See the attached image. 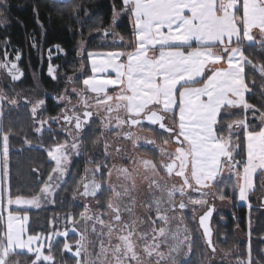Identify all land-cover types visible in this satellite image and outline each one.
<instances>
[{"label":"snow or ice","instance_id":"6c2138e0","mask_svg":"<svg viewBox=\"0 0 264 264\" xmlns=\"http://www.w3.org/2000/svg\"><path fill=\"white\" fill-rule=\"evenodd\" d=\"M52 7L61 15L67 9L76 21L81 12L91 19L82 3L60 0ZM9 8L8 0H0V25L5 27ZM33 12L40 38L29 34L28 40L40 54L46 29L38 6ZM124 14L132 26L127 40L113 31ZM94 32L104 38L115 35L117 46L104 52L87 51L90 41L80 33V70L86 67V53L91 75L66 76L65 89L56 98L64 104L57 116L40 115L44 99H24L31 105L32 130L39 137L47 131L54 140L53 146L44 148L53 162L47 178H40L39 168L32 169L38 191L31 196L19 188L13 195L11 189L10 137L18 132L11 126L5 129L4 112L6 106H11L9 111L17 108L18 100L0 88V264H57V248L62 257L59 264H191L196 237L186 223L190 205L193 221L201 207L206 209L196 231L202 230L206 252L211 253L200 264H211L217 246L211 227L215 205L208 203L209 191L214 190L212 195L220 201L238 197L248 203L256 179L264 177V106L246 98L256 87L252 73L260 78L264 98V0H121L120 8L113 3L109 27L88 29L93 39ZM10 46L9 37L0 40V69L15 83L23 76L18 66L22 53L16 49L10 60ZM54 47L64 51L58 44ZM47 52L50 61L52 49ZM48 74L58 79L51 64ZM61 121L62 143L52 129ZM97 123L100 131L91 145L102 152L88 156L84 174L71 192L73 202L83 203L70 206L82 210L64 217L63 230L56 216L49 221L51 231L46 235L29 233L28 209L55 205L56 196L67 191L72 157L88 155L86 136ZM139 132H152L159 141L141 137ZM109 135L116 140L110 142ZM141 139L158 149L159 160L128 156L116 142H130L135 151ZM23 142L33 147L26 134ZM113 156L131 167L109 166ZM229 186L231 197L225 191ZM248 207L247 254L237 255L234 264H264V249L259 256L252 250V205ZM140 209L143 216L138 215ZM69 232L78 237L74 245ZM221 251L227 258L233 250Z\"/></svg>","mask_w":264,"mask_h":264},{"label":"trees","instance_id":"16d2710c","mask_svg":"<svg viewBox=\"0 0 264 264\" xmlns=\"http://www.w3.org/2000/svg\"><path fill=\"white\" fill-rule=\"evenodd\" d=\"M9 8V23L8 25H0V40H3L5 36L11 40V46L7 49L11 55H15V50L18 49L22 53V59L20 60L21 69L24 72L25 80H29L30 72H34L37 75L38 81L45 86V90H55L60 88V84L64 82V76L74 72L76 66H78L79 56L76 55L77 42L80 40V33L83 32L84 39L90 41L87 45V51L104 52L113 50L117 45L101 43L102 34L93 33L95 37L93 39L88 34V29L92 27H108L112 19V7L113 3L117 8L121 6V0H72V3H82L89 12L91 19L84 16V13H80V20L76 21L70 12L65 9L64 14L61 15L60 11L52 7L53 3H60L57 0H8ZM38 6L39 17L41 23L44 24L46 33L44 35L42 43V51L40 54L37 53L36 49L30 48V41L28 40L29 34H37L39 39V33L41 31L39 25L36 23V17L33 12V7ZM83 24V27H81ZM71 27V30H70ZM116 30L121 35L125 36L126 40L131 37L132 26L130 19L127 14L120 17L117 22ZM60 45L64 50L59 52L58 55L53 59V63L58 67V72L63 73V77H59L57 81L52 80L46 75V57L45 51L48 48L53 49L55 45ZM255 53V49L249 50ZM3 58V48H0V59ZM257 55H253V59H256ZM82 59V58H81ZM83 61L86 64V73L81 77L84 78L86 75H90V65L87 63L86 54L83 57ZM246 71L251 72L250 69ZM256 77V87L254 93L246 94V98L249 103H252L258 107L264 106V98L261 96L260 91V78L258 74L252 73ZM251 78V76H250ZM65 83V82H64ZM58 106L49 104L46 109V114L54 115L57 112ZM258 123V122H257ZM9 126L17 130L18 134L10 137V146L19 148L17 152L10 154V183L13 195H16V190L19 188L20 193L31 196L38 191L35 187L36 173L32 171L33 168H39L41 179H44L50 172V165L52 163L48 161L46 151L44 148L53 145V136L45 131L42 137H39L32 130V118L30 115V109L27 105H22L17 108L5 107L4 112V127L7 129ZM23 128L24 131L20 132L19 129ZM53 131L57 133L55 139L61 142L65 139V134L60 132L55 127H52ZM98 133L96 127L91 128L86 136L88 143L89 154L92 149L91 141L95 138V134ZM32 141V145H41L43 147L29 148L23 142L24 135ZM85 157H80L75 162L72 175L67 184V191H62L60 198L61 201L66 204V208L73 211L78 215L79 207L70 206L73 204L71 200V192L75 186V183L79 180V174L81 172ZM228 173H225L227 176ZM256 190L249 196L251 207V246L254 255L259 256L261 249H264V208L257 207L255 200L257 195L260 193L261 186L259 184V178L256 179ZM31 189V191H29ZM226 193L231 197L233 195L232 188L229 186L225 189ZM65 192V193H64ZM67 194V195H65ZM232 212L218 214L224 220L215 217L213 221L215 230V242L216 244L224 249H232L234 258L239 256H245L247 254L248 245L244 241H239L236 236L234 229L240 228L243 233H246L247 223L249 222L250 210L244 204H239L238 197L231 199ZM49 213H58L55 209L42 210V211H28L29 233L45 232L48 228L47 218ZM39 221H41V227L39 228ZM239 224V227L236 225ZM196 237V242L191 256V264H200V260L205 256V245L203 238ZM238 249L239 251H236ZM264 259V257H262ZM71 263V262H70Z\"/></svg>","mask_w":264,"mask_h":264},{"label":"rangeland","instance_id":"374dc122","mask_svg":"<svg viewBox=\"0 0 264 264\" xmlns=\"http://www.w3.org/2000/svg\"><path fill=\"white\" fill-rule=\"evenodd\" d=\"M105 28H107V27H105ZM113 31L114 32H118L116 30V28ZM101 41H102L101 43H104V44H109L110 43L112 45H117L116 43H114V41H117V37H115V35H113V34H110V36L107 37V38L102 37ZM77 48H78V42H77ZM58 53L59 52L56 51V48L55 49H52V57H51V60L49 61L48 52H47V49H46V51H45V57H46V63H47V65H46L45 72H46V75L48 77H50L49 74H48V69H49L48 65L51 64L55 68L56 74H57L58 79H59V77H63V73H59L58 72V67L55 66L54 63H53V59L58 55ZM76 55H77V51H76ZM14 57H15V55L13 57L12 56H9V59L10 60H14ZM81 61H82V59L79 58L78 66L75 67L73 73L64 76V82H65L66 76L75 75V76L82 77V75L87 72L85 68L83 69V71L80 70ZM19 63H20V61L18 62V64ZM19 68H21L20 64H19ZM111 75L114 76L115 74L114 73H111ZM54 81H57V80H54ZM64 82L62 84H60L61 86H60L59 89H55V90H51V91L50 90L46 91L45 90L46 88H44L45 86H43V84H41V82L38 81L37 75L34 72H30V78H29V80L26 81L25 78L22 77L18 82L12 83L11 80H10V78H9V76L7 75L6 71L0 69V88H5V90H6V92H7V94L9 96H16V98L18 100V107L19 106H22V105H27L29 107V109H30L31 105L30 104H25V102H24V99L25 98H27L28 100H30L32 102H35L38 99H44L45 100V105L40 110V115H42L43 118H48V117L51 116V115L46 114V112L44 110V109H47V106L49 104V101H51L52 104H54L55 106H58L57 112L54 115H52V116H57L60 113V109L64 107V104L63 103H58V101L56 99L60 94L63 93V91L65 89V83ZM77 86L78 87H81L82 85H77ZM73 103H76L75 98H73ZM7 107L10 108L11 106H7ZM62 123H63L62 121H61V123H54L52 125V127H55V129H58L59 130ZM45 127H47V126H45ZM93 127H96L98 129V132L100 131V129L98 127V123L96 125H93L92 128ZM125 130H127V129H125ZM63 134H65V133H63ZM138 134L141 137H148L150 139H157L159 141V137L156 136L152 132H139ZM64 140H62L61 143L64 142ZM108 140L110 142H112V141H115L116 138L113 135H109L108 136ZM116 142L117 143H120L121 146L126 149V154L128 156L138 155V156H141V157H143L145 159H156V160H159V156L155 154L156 152H158V149H155L154 150V146L153 145L145 144V142H144L143 139L140 140V142H139L140 143V147L137 150H135V151L133 150L132 144L130 142H127V141H116ZM33 147L41 148L39 145H33ZM18 150H19V148L10 146V154L12 152H17ZM169 150H171V148ZM99 152H102V148L99 149V150H96V149H93L92 148L91 151H90V154L88 153V155H84L83 156V157H85V161L83 162V166H82L81 172L79 174V178L81 176H83V174H84L83 170L85 168V165H86V161L88 159V156H97L98 157L99 156ZM80 157H82V156H80ZM80 157H75V156L72 157V163L70 165V173H71V175H72V171H73L75 162L77 160H79ZM51 163H53V162H51ZM121 163L127 164V166L131 167V165L128 164L127 161H122L119 158H116L115 156H113L110 159L109 166H111V164H117V165H119ZM71 175H70V177H71ZM70 177L68 178V181H69ZM40 178H42V175H40ZM46 178H47V176L44 179H46ZM112 181L113 182L116 181L115 173L113 174ZM259 184L261 186V190H260V193L257 195L256 199L258 198L259 195L264 194V182H263L262 177L259 178ZM212 191H214V190H210L209 191V195H208L207 199H208V203L209 204H212L213 203L215 205V207H216V212H215V214L213 216V220H212V228H213V231H214L213 242H214V244H216V242H215V230H214L215 227L213 225V221H214L215 217L218 216L219 213L220 214L231 213L232 212V202H231V200H224V201H227L230 204V206L229 205L227 206V205L223 204L219 199H216L215 196L212 195ZM61 194H62V192H60L59 195L56 196V198H55L56 199L55 205L47 204L44 207H42L41 209H28V211H36V212L37 211L40 212L42 210H49V209H55V210L58 211V213H49L48 214V218H47L48 228H47V230L45 232H38V233H43V234L46 235L48 232H50L51 231V227L49 225V221H51L56 216H59V218H60V223H59L58 227L61 230H63L64 227H65L64 217L68 213H74L73 211H70V210H68L66 208V204H64V202L62 203L61 200L63 198H60V195ZM191 194L193 196H197V197L199 196L198 193H191ZM65 195H67V194H65ZM71 200H72V197H71ZM238 202H239V204H242L243 203L239 199H238ZM82 203H83V201L82 200H79V199L77 201L73 202V204H82ZM255 204H256V200H255ZM92 206L95 209V204L94 203H93ZM191 208H192V206L190 205L189 206V209L186 210V215L188 216V219H187L186 223L188 224V226L190 228L193 229V234L195 236L198 235L199 237L202 238L201 232L200 231H196V229H198L197 218L206 209L201 207L199 209V211H197L195 213L196 220L193 221L191 219V216H192ZM247 208L249 209L248 205H247ZM260 208H264V207H260ZM81 210H82V208H79L78 211L80 212ZM144 214L145 213H144V211L142 209L138 210V215L143 216ZM218 218H220L221 221L224 220L221 216H218ZM176 223L177 222H175V221L173 222V227H175V224ZM39 225L40 226H38V227L39 228H42L41 227V221H39ZM247 225H248V223H247ZM70 227H71V225H68V228L69 229H70ZM248 231H249V227L248 226H247L246 233H243L240 230V228H235L234 229L236 238L239 241L246 242L247 245L249 244V237L247 235ZM34 234H36V233H34ZM59 239L61 241H63L65 238L64 237H60ZM68 239H69L70 243H73V245H74V241H75V239H78V237L75 234L69 232V238ZM216 246H217L216 258L211 261V264H234V259H235L234 258V253L232 252V255L230 257H227L226 258V257H224V255H223V253L221 251L222 248H220L217 244H216ZM205 254H207L208 257H211V253L210 252H206V245H205ZM55 255H56L57 264H59V262L62 259L59 248L56 249ZM65 255H68V254H65Z\"/></svg>","mask_w":264,"mask_h":264},{"label":"crops","instance_id":"0c3cea01","mask_svg":"<svg viewBox=\"0 0 264 264\" xmlns=\"http://www.w3.org/2000/svg\"><path fill=\"white\" fill-rule=\"evenodd\" d=\"M57 1H60V0H57ZM130 23H131V21H130ZM90 71H91V66H90ZM114 77V76H113ZM227 171H225V173H226ZM262 179H263V182H264V177H262ZM223 204H225V205H229L230 206V204L227 202V201H221ZM213 204V203H212ZM242 204H244V205H248V203H245V202H243ZM256 205L258 206V207H264V194H262V195H259L258 196V198L256 199ZM230 209V208H229ZM215 212H216V207H215Z\"/></svg>","mask_w":264,"mask_h":264},{"label":"water","instance_id":"95a60500","mask_svg":"<svg viewBox=\"0 0 264 264\" xmlns=\"http://www.w3.org/2000/svg\"><path fill=\"white\" fill-rule=\"evenodd\" d=\"M53 49H55V47L53 48ZM18 66H19V64H18ZM22 71V70H21ZM23 72V71H22ZM22 77H24V72H23V76ZM211 205V204H210ZM203 214V213H202ZM201 214V215H202ZM214 214H215V212L213 213V216H214ZM200 216V215H199ZM199 216H198V218H199ZM198 218H197V225H198ZM212 220H213V217H212V219H211V227H212ZM198 227H199V225H198ZM213 229V228H212ZM202 230H200V232H201ZM213 235H214V231H213Z\"/></svg>","mask_w":264,"mask_h":264},{"label":"flooded vegetation","instance_id":"af4514ba","mask_svg":"<svg viewBox=\"0 0 264 264\" xmlns=\"http://www.w3.org/2000/svg\"><path fill=\"white\" fill-rule=\"evenodd\" d=\"M48 67H49V65H48ZM21 69V68H20ZM22 70V69H21ZM23 71V70H22Z\"/></svg>","mask_w":264,"mask_h":264}]
</instances>
